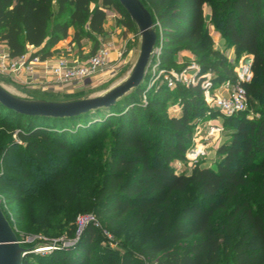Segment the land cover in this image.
Masks as SVG:
<instances>
[{
  "label": "trees",
  "instance_id": "obj_1",
  "mask_svg": "<svg viewBox=\"0 0 264 264\" xmlns=\"http://www.w3.org/2000/svg\"><path fill=\"white\" fill-rule=\"evenodd\" d=\"M142 1L159 26L155 25L156 46L161 47L162 67L167 68L172 53L184 47L200 55L202 70H212L216 82L235 80L228 58L212 48L206 5L236 52L254 55L253 76L244 83L249 109L224 117V126L232 133L218 148L221 159L216 167L195 164L185 172L173 164L187 160L196 121L205 114L200 85L177 83L171 88L164 83L143 101L142 95L151 92L145 90V78L116 104L72 118L26 116L0 103V163L5 164L13 153L25 162L23 179L0 169V183H16L12 186L13 201H20L16 215L25 220L28 207L40 212L31 229L47 235L75 234L73 197L88 201L99 221L113 227L132 211L139 218L156 215L141 239L129 241L131 247L120 260L108 252L109 264H143L133 254L135 249L149 264H264V209L256 210L252 196L264 195V0ZM111 7L121 15L118 24L128 32L136 29L117 0H0V43L7 45L12 57L37 47L31 55L42 58L51 55V47L66 39L71 28L72 41L79 48L85 37L98 43L94 34L106 32ZM209 56L213 62L207 60ZM169 93H180L182 111L164 122L162 108ZM250 110L255 113L252 118ZM71 122L76 125L71 127ZM107 133L116 139V146H110L114 150L104 166L99 146L79 145ZM14 134L24 142L22 146L12 139ZM60 150L77 158V163L65 164ZM93 150L91 169L99 175L84 172L86 154ZM30 166L35 172L29 171ZM29 176L35 178V186H27ZM67 178L78 179V190L71 198L55 193L58 181ZM246 186L251 187L249 196L243 192ZM95 227L91 223L82 232L84 254L72 256V248L58 251L56 258L66 264H91L88 242ZM41 253H28L23 264H36L30 257Z\"/></svg>",
  "mask_w": 264,
  "mask_h": 264
},
{
  "label": "rangeland",
  "instance_id": "obj_2",
  "mask_svg": "<svg viewBox=\"0 0 264 264\" xmlns=\"http://www.w3.org/2000/svg\"><path fill=\"white\" fill-rule=\"evenodd\" d=\"M108 14L111 16L112 21L109 24L110 29L112 27V24L115 23V21L121 17L119 12H117L113 7H111L108 10ZM205 17L208 23L209 28V36L211 39V45L212 48L215 50L220 51L222 54H224L228 60L230 66H232L235 70L237 66L240 65V61L247 53L245 52H236L235 48L232 46L231 42L229 41L228 37L223 33V29L220 27H217L216 24L213 22L212 19V13H211V6L206 5L205 6ZM157 28L159 26L156 25ZM156 28V29H157ZM132 37L126 42V44L121 48V54L119 57V62H112L109 59V63L106 67L101 70L93 79L91 82H89L87 85H77V84H60L57 83L51 78L50 75H47L45 78V81H37L32 84L21 82L22 80L17 79L15 77H10L8 75L0 73V84H2L4 87L9 89L11 92L26 97V98H45L50 100H70V99H78V98H84L96 95L98 93L104 92L108 88H110L115 83L119 82L123 78H125L131 71L133 65L135 64L139 52H140V34L138 32L137 26L135 30L131 31ZM105 35V34H104ZM84 42H87L84 40ZM89 47L87 51L81 50V53L78 51H73L72 54L68 53L62 54L63 56H70L74 57L76 59H79L81 62H85L89 59L91 55L97 52V50L100 47L108 46L111 49V45L103 42V43H96L94 39L89 41ZM158 47V45H157ZM4 49V47H0V49ZM61 55V56H62ZM59 56V57H61ZM157 56V53L156 55ZM58 57V58H59ZM157 59V58H156ZM156 59L152 60L151 66L149 68V72L146 77V89H148V86L152 84L149 88H151L150 95L143 94L142 100L146 101L148 99V96H153V90L156 86L166 83L167 86L168 83L164 79V73H159L158 68H153L154 61L156 62ZM161 59V58H160ZM200 55L195 54L189 49H186L184 47L177 48L174 53H172V59L167 63L166 69H172L176 71H183L186 72L187 76L191 75L192 72V66L195 64H198L201 67V63L199 61ZM210 62H213V58L211 56L208 57ZM209 71V70H207ZM212 72V70H210ZM42 72V71H41ZM213 73V72H212ZM214 75V74H213ZM42 79L43 73L39 75ZM183 84V83H182ZM170 87V86H169ZM153 94V95H152ZM164 106L162 108V114H163V121H169L170 116L179 115L182 111L181 106V96L180 93L175 94H168L164 98ZM223 116V120H224ZM220 120V119H219ZM75 122H71L70 126H75ZM196 126L194 127L193 133H197ZM232 133V129H228L225 127V129L220 132L218 135L210 136L209 139H205L208 136V128L204 123L200 126L199 132H198V138L196 140H193L189 145V147L186 150L189 151L191 148H194L196 144H198L202 150V153L198 156V158L192 162L190 160H174L173 164L177 167L179 171H185L190 172L195 164H199L200 166H206V167H216V164L218 161H220L221 156L219 155L218 148L219 146L225 141L230 139V134ZM193 134V135H194ZM12 139L15 141L17 146H22L24 142H21L18 135L14 134L12 135ZM79 146H99L98 150L100 149L103 152L104 160L101 161L102 165H106V160L110 159V152H112V149L110 146H116V139H114L113 135L110 133L101 135L97 137L94 141L87 142V143H81ZM89 147V148H90ZM94 148V147H93ZM90 148V149H93ZM97 149V148H94ZM90 151V150H89ZM95 151L89 152V154H86V160H84L86 164L89 166H84L85 171L84 172H90L95 175H99V172L91 169V158H93ZM185 153V157L186 154ZM60 154L63 155V162L66 164L70 162L71 164L77 163V158H69L67 154L63 152V150H60ZM34 160V159H33ZM30 162V161H29ZM38 163L39 161H35ZM42 167H44V163H39ZM87 168L89 171H87ZM0 169H6L8 171L14 172L15 177L18 180L23 179V173L25 172V162L22 160V156L17 155L13 153L10 157H8L5 160V164L0 163ZM47 169L51 172H54L55 170L47 167ZM56 169V168H55ZM36 169H33V166H30V172L33 173V171ZM35 172V171H34ZM249 175H252L250 173ZM76 180V181H75ZM77 180L78 179H70L67 178L63 181H58V186L56 187L55 193L58 192V194H65L67 193L70 198L72 196H75V192L78 190L77 186ZM7 182V181H6ZM16 183H9V184H2L0 183V204L1 207L8 219L10 220L11 225L13 226L17 236L19 237V240L23 241L22 245L27 247H35V249H39L42 252L40 256L38 257H30L31 260L36 262V264H66L65 262L59 261L55 254H57L60 250H69L73 249L71 251L72 256H76L79 254H84V247L82 244L83 242V234L77 232V225L75 228V234L73 236H68L66 233L62 234H53V235H47L44 231L34 230L31 229V225L33 224L34 217L38 215L40 212H33L32 209H26L24 211V217L21 219L19 215H16V207L19 205L20 201L14 202L13 201V194H14V188ZM26 184L28 187L35 186L36 181L35 178L32 176H29L26 178ZM93 186H96L98 183H91ZM53 191V190H52ZM243 192L245 195H250L251 187L246 186L243 189ZM254 200L256 201L255 208L257 211L262 212L263 211V200L264 195L260 194L259 192H255L254 195L252 194ZM76 199H73L74 207L76 214L75 216L79 214L84 213H92L96 214L94 211H92V205L81 198V197H73ZM30 202V201H29ZM21 213V212H20ZM156 215H154L152 218H148V213L145 214L143 217L139 218L135 211L130 212L126 218H124L122 221L119 222L118 226H109L103 221L100 222V226L95 227V235L94 237L88 242V246L90 248V259L91 264H109L108 263V252L112 253V256L120 260L122 258L124 252L127 248L131 247L129 241L131 239H141L142 235L141 232L152 222V219ZM99 220V219H98ZM76 221V218H75ZM107 222V221H106ZM76 224V223H75ZM32 233V234H31ZM43 247H46V249H43ZM82 247V248H81ZM76 248V249H75ZM132 249H134L132 247ZM46 250V251H45ZM36 252V251H35ZM133 254L141 258V261L143 264H149L147 258L140 257V253L138 250L135 249L133 251ZM34 256V255H33ZM137 258V259H138ZM82 261V260H81Z\"/></svg>",
  "mask_w": 264,
  "mask_h": 264
},
{
  "label": "built area",
  "instance_id": "obj_3",
  "mask_svg": "<svg viewBox=\"0 0 264 264\" xmlns=\"http://www.w3.org/2000/svg\"><path fill=\"white\" fill-rule=\"evenodd\" d=\"M36 50L38 48L34 47L22 56L12 57L9 49H0V73L29 84L45 81L46 76L50 75L55 82L60 84L87 85L108 65L111 52L110 47L103 46L85 62L70 56H61L50 62L42 58L40 54L31 55ZM156 53L157 56H155ZM155 55L153 58L154 60L157 59L152 67L158 68L159 73L165 74L164 79L171 88L175 87L177 83H183L186 86L200 85L203 91L205 114L196 121L197 133L193 135V140L198 138L199 128L203 123L208 128V136L205 139H209L210 136L218 135L225 129L223 116H230L249 109L244 83L250 81L253 76V54L247 53L242 58L240 65L235 68L236 78L234 81L224 79L219 82L214 80V75L210 70L204 71L198 64L192 66L190 76H187L186 72L183 71L162 67L160 46H156ZM39 71L43 73L42 79L38 75ZM254 115L255 113L250 110L248 117L252 118ZM201 153L200 146L196 144L194 148L187 151L186 159L194 162ZM91 223L100 226L98 218L92 213L77 215V232L82 233ZM20 242L23 243L21 240ZM39 249H34V251L38 252Z\"/></svg>",
  "mask_w": 264,
  "mask_h": 264
},
{
  "label": "water",
  "instance_id": "obj_4",
  "mask_svg": "<svg viewBox=\"0 0 264 264\" xmlns=\"http://www.w3.org/2000/svg\"><path fill=\"white\" fill-rule=\"evenodd\" d=\"M117 1L137 26L141 38L139 56L125 78L104 92L70 100L26 98L0 84V103L26 116L72 118L97 109L108 108L140 87L147 77L155 55L158 39L156 24L151 11L142 0ZM35 247L22 245L0 205V264H23L25 256L34 251Z\"/></svg>",
  "mask_w": 264,
  "mask_h": 264
},
{
  "label": "crops",
  "instance_id": "obj_5",
  "mask_svg": "<svg viewBox=\"0 0 264 264\" xmlns=\"http://www.w3.org/2000/svg\"><path fill=\"white\" fill-rule=\"evenodd\" d=\"M112 18L108 14L107 20H106V32L104 34L95 33V38L99 43L106 42L111 45V52H110V60L114 63L119 60L120 54H121V48L126 44V42L132 37L131 32H128L126 27L122 26L121 24H118L117 21L112 24V27L109 28V24L111 23ZM74 34V28H71L70 35L66 39H62L58 41L56 44H54L51 47V55L45 57L46 61H54L62 54H67L72 52L78 51L81 53V50L87 51L89 47V41H91V38L85 37L82 41L83 46L79 48L74 41H72ZM86 40L87 42H84ZM0 47H4L8 49L7 45L5 43H0ZM33 47L29 48L32 50ZM63 56V55H62ZM119 62V61H118ZM38 75H40L42 72L39 71ZM42 77V76H41Z\"/></svg>",
  "mask_w": 264,
  "mask_h": 264
},
{
  "label": "bare ground",
  "instance_id": "obj_6",
  "mask_svg": "<svg viewBox=\"0 0 264 264\" xmlns=\"http://www.w3.org/2000/svg\"><path fill=\"white\" fill-rule=\"evenodd\" d=\"M46 247H43V249H45Z\"/></svg>",
  "mask_w": 264,
  "mask_h": 264
}]
</instances>
